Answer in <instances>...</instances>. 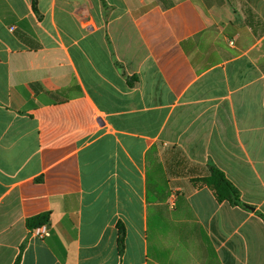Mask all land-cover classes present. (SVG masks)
<instances>
[{
	"label": "crops",
	"instance_id": "obj_1",
	"mask_svg": "<svg viewBox=\"0 0 264 264\" xmlns=\"http://www.w3.org/2000/svg\"><path fill=\"white\" fill-rule=\"evenodd\" d=\"M23 245L21 264H264V0H0V264Z\"/></svg>",
	"mask_w": 264,
	"mask_h": 264
},
{
	"label": "trees",
	"instance_id": "obj_2",
	"mask_svg": "<svg viewBox=\"0 0 264 264\" xmlns=\"http://www.w3.org/2000/svg\"><path fill=\"white\" fill-rule=\"evenodd\" d=\"M203 182L214 191L215 196L219 202L229 201L235 205H241V200L239 192L236 187L227 179L225 174L216 167L211 168V174L209 177L205 178ZM50 213L40 214L31 217L27 220V227L30 232L47 225L50 221ZM125 229L123 227L119 228V247L122 250L124 247ZM25 245L21 247V253L17 257L14 264H21L22 255Z\"/></svg>",
	"mask_w": 264,
	"mask_h": 264
},
{
	"label": "built area",
	"instance_id": "obj_3",
	"mask_svg": "<svg viewBox=\"0 0 264 264\" xmlns=\"http://www.w3.org/2000/svg\"><path fill=\"white\" fill-rule=\"evenodd\" d=\"M34 233H35L37 236H39L40 238H44V237H46V236L48 235L49 230H48L47 226L44 225V226H42V227L36 229V230L34 231Z\"/></svg>",
	"mask_w": 264,
	"mask_h": 264
},
{
	"label": "water",
	"instance_id": "obj_4",
	"mask_svg": "<svg viewBox=\"0 0 264 264\" xmlns=\"http://www.w3.org/2000/svg\"><path fill=\"white\" fill-rule=\"evenodd\" d=\"M251 209H253V208H251Z\"/></svg>",
	"mask_w": 264,
	"mask_h": 264
}]
</instances>
